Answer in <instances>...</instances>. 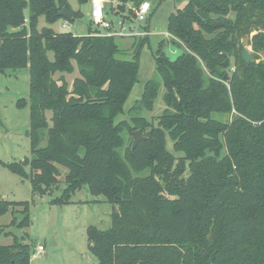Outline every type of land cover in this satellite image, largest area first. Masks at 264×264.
Listing matches in <instances>:
<instances>
[{"label":"trees","instance_id":"trees-1","mask_svg":"<svg viewBox=\"0 0 264 264\" xmlns=\"http://www.w3.org/2000/svg\"><path fill=\"white\" fill-rule=\"evenodd\" d=\"M142 1L111 0L106 15L132 23ZM154 1L147 33L122 48L92 19L87 34L56 31L64 6L68 22L83 16L68 0H0V73L27 70L30 88L19 105L30 108L32 157L8 166L34 194L64 182L53 204L85 186L104 196L111 226L87 230L97 264H264V0H187L172 12L153 52L159 79L126 112L166 0ZM41 17L50 26L40 28ZM167 45L179 50L174 59ZM127 50L131 59L118 57ZM76 70L70 84L64 75ZM162 87L155 123L146 113ZM136 130L144 139L134 147ZM18 206L28 227L29 201L0 196V218ZM32 255L23 240L0 244V264H31Z\"/></svg>","mask_w":264,"mask_h":264},{"label":"rangeland","instance_id":"rangeland-1","mask_svg":"<svg viewBox=\"0 0 264 264\" xmlns=\"http://www.w3.org/2000/svg\"><path fill=\"white\" fill-rule=\"evenodd\" d=\"M151 2L155 3L154 0ZM68 3L72 10H81L83 16L76 17L73 22H68L67 26H64L66 20L63 18L51 26L56 31H69L75 35L87 34L91 21L90 1L80 3L79 0H68ZM109 5L107 8L110 7ZM160 7L151 19L153 31L159 32H153L150 45L143 48L138 82L125 104L126 112L141 97L144 84L150 79H159L153 52L163 38L160 30L167 26L165 10ZM108 19L116 18L110 14ZM145 22L140 24L141 28H136L141 35L145 33L143 29ZM44 26L50 25L44 17H41L39 27ZM92 28L95 26L92 25ZM130 37L132 36H126L123 40L119 38L118 43L122 48L131 44ZM247 49L252 50L250 46H247ZM165 53L174 59L179 54V50L172 45H167ZM118 57L131 59L132 51L119 53ZM60 75L57 74L55 77L58 78ZM77 75L78 72L74 71L64 76L71 84ZM163 92L162 87L154 109L146 113L148 120L155 123L165 107L162 99ZM29 93V72L27 70L0 73V196L13 201H29L31 218L28 227L20 226L21 206L13 207L3 215L0 218V244H10L15 238L23 240L32 248L31 264H97V258L90 249L87 230L91 225L103 230L111 226L113 206L105 201L104 196H94L85 186L71 195V202L53 204L51 200L62 194L65 187L64 182L59 183V187L54 188L51 193L34 194L30 180L12 171L8 166V164L24 162L32 157L29 135L30 108L29 105H19V101L27 99ZM47 115L50 118L51 112L48 111ZM128 117V113H125L120 119H128ZM45 143L46 140L42 142V145ZM167 145L173 151L170 139ZM26 170L30 171L29 165L26 166ZM60 170L62 172L60 178L63 179L67 168L60 166ZM38 245H42L45 250L37 252Z\"/></svg>","mask_w":264,"mask_h":264},{"label":"built area","instance_id":"built-area-1","mask_svg":"<svg viewBox=\"0 0 264 264\" xmlns=\"http://www.w3.org/2000/svg\"><path fill=\"white\" fill-rule=\"evenodd\" d=\"M110 3L111 0H90L91 19L93 20L94 25L102 30L101 34L116 36L119 38L141 35L136 28H139L140 24L146 21L149 17L152 10V2L150 0L142 1L138 6L134 7L135 18L132 23L126 24L123 22H118L116 26L112 24L111 20H109L106 15L107 6ZM64 26H67V22H65ZM146 33L147 32L145 31L143 35H145ZM37 248V251L44 250V247L42 245H38Z\"/></svg>","mask_w":264,"mask_h":264},{"label":"crops","instance_id":"crops-1","mask_svg":"<svg viewBox=\"0 0 264 264\" xmlns=\"http://www.w3.org/2000/svg\"><path fill=\"white\" fill-rule=\"evenodd\" d=\"M187 2V0H166L162 3L161 8H164L165 10V15H166V25L165 26V29L163 30H160V33L163 37H166L168 35V18H169V15L174 12L177 8H181L185 5V3ZM152 11V10H151ZM153 19V18H152ZM68 23V21H66ZM153 32H159L157 30H154L152 29V25L150 27V36H152L154 33ZM121 39L123 40L124 37H121ZM77 71V70H76ZM45 250V249H44ZM42 250V251H44ZM42 251H37V252H42Z\"/></svg>","mask_w":264,"mask_h":264},{"label":"water","instance_id":"water-1","mask_svg":"<svg viewBox=\"0 0 264 264\" xmlns=\"http://www.w3.org/2000/svg\"><path fill=\"white\" fill-rule=\"evenodd\" d=\"M59 14L64 17L66 21H70L73 13L67 8L63 7L60 11ZM253 56V51L245 49L243 52V58L245 59L246 62H250L251 58ZM142 139H144V136L142 135L140 130H136L134 132V141H133V146L135 147Z\"/></svg>","mask_w":264,"mask_h":264}]
</instances>
